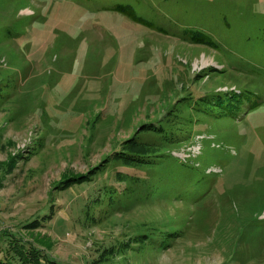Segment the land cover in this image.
<instances>
[{"label":"rangeland","instance_id":"rangeland-1","mask_svg":"<svg viewBox=\"0 0 264 264\" xmlns=\"http://www.w3.org/2000/svg\"><path fill=\"white\" fill-rule=\"evenodd\" d=\"M195 33L213 44L194 43ZM10 78L18 84L0 98V256L19 264L15 239L38 247L44 264H264V0H0V84ZM232 92L257 105L238 119L194 109ZM172 112L179 124L167 121ZM143 123L180 128L156 170L111 161L90 182L57 186ZM104 187L121 193L111 207ZM174 226L165 248L137 243Z\"/></svg>","mask_w":264,"mask_h":264},{"label":"trees","instance_id":"trees-1","mask_svg":"<svg viewBox=\"0 0 264 264\" xmlns=\"http://www.w3.org/2000/svg\"><path fill=\"white\" fill-rule=\"evenodd\" d=\"M116 11L122 12L128 17H130L133 21L138 23H145L142 19L135 17L131 12L126 11L123 8H117ZM146 25L150 26L149 23H146ZM191 41L194 43L200 44V45H206L211 46L213 44L212 39L204 35L203 33H195L190 38ZM18 84L17 78L13 79H6L2 84H0V98L2 97L3 90L6 88H15ZM185 100V99H184ZM180 101L179 105L181 107H189L191 105L190 101ZM184 101V102H183ZM199 104L194 103L197 105V108H194L196 112L203 111L206 115V112H214L216 111L217 115L220 114V116H229L233 119H238L240 117V114H242V109L245 107H249V109H254V107L257 105L256 102L253 101V103H248V94L241 95L239 92H232L228 94H207L201 98H199ZM208 110V111H207ZM169 116H174L175 119L170 118ZM219 116V117H220ZM169 122H175L176 124H179L182 118L180 114H177L175 112L168 113L167 115ZM212 117V116H211ZM217 117V116H216ZM215 118V117H212ZM181 134L180 128L173 129L171 127L170 131H167L160 123L154 125L153 123H143L141 124L136 130L135 133L126 138L123 142L121 147L113 152L108 158H103L101 162L95 167L89 169L88 172L85 174H76V175H69L64 176L57 185L60 189H66L73 185H79L82 183H87L92 181L93 177L97 175L99 172L103 170V168L110 163L111 161L119 162L122 166L130 169H141L142 171L145 170V174H148V171L156 170V167H158L159 164H162L164 162V158L169 156L166 155L164 152L165 145H171L173 142L178 141L179 135ZM149 135V136H148ZM156 138L157 140L153 139ZM189 166V165H188ZM191 167V166H189ZM192 168V167H191ZM177 169H183V165H178ZM203 173V172H202ZM200 173V177H204V174ZM116 177H118L121 181H124L126 178L129 177L128 173H118L116 174ZM212 182V181H211ZM168 185L167 183H164L163 185L156 184L153 189H158L157 191L151 190V185L149 186V191L147 193V197H153L155 198L156 194H158L161 189L166 187ZM172 186H176V184L170 183ZM156 187V188H155ZM201 189L200 187L198 188ZM126 193L125 195H131L132 190L130 192H122ZM164 197H161L165 200H168L169 197L172 196V192L164 191ZM102 195L105 197V201H107L112 206L113 203H116L121 196V193L118 192L115 188H106L104 187L102 189ZM175 198H177L176 194L174 195ZM97 199L101 200L102 198L100 196H96ZM128 197V196H124ZM160 198V199H161ZM103 200V199H102ZM104 201V200H103ZM256 222V219L253 221ZM32 223V222H31ZM42 224L41 222H38L37 225ZM36 224H28L27 228H37ZM165 234H163L160 241H156L154 238L153 240L150 239L148 236V233H141L137 237V243H145V241H148L147 244L149 245V248L152 247H161L165 248L169 242L174 240L176 236L180 233V228L174 226L172 229L165 230ZM174 231V232H172ZM13 240H8L11 244L10 249L14 252V258H16L17 262L19 264H44V262L52 263L50 260L44 258L45 256L41 253V250L34 246L29 245L25 247L22 240H19L18 243H16ZM146 244V245H147ZM145 244L142 247L146 246ZM113 252L111 248L107 250L106 252L100 253L97 262H102L108 258V256L112 255ZM13 259V258H12ZM11 258L8 257H2L0 256V264H16L14 261H12Z\"/></svg>","mask_w":264,"mask_h":264}]
</instances>
